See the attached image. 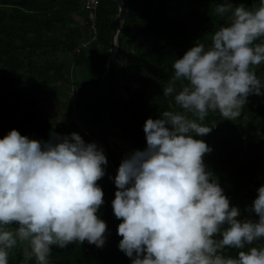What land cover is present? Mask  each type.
<instances>
[{
  "label": "clouds",
  "instance_id": "9594fccd",
  "mask_svg": "<svg viewBox=\"0 0 264 264\" xmlns=\"http://www.w3.org/2000/svg\"><path fill=\"white\" fill-rule=\"evenodd\" d=\"M215 12L230 14L227 24L210 46L198 41L174 60L163 96L175 109L145 121L146 148L128 154L114 179L118 247L132 264H264V186L248 209L258 221H242L204 163L212 149L197 138L212 131L203 123L210 111L235 121L250 95H262L264 0L251 8L224 0ZM106 164L103 149L77 133L42 142L12 130L0 139V264L18 243L35 264H50L53 246L103 247Z\"/></svg>",
  "mask_w": 264,
  "mask_h": 264
},
{
  "label": "trees",
  "instance_id": "16d2710c",
  "mask_svg": "<svg viewBox=\"0 0 264 264\" xmlns=\"http://www.w3.org/2000/svg\"><path fill=\"white\" fill-rule=\"evenodd\" d=\"M95 11L96 39L82 47L89 24L83 4L78 0H0V139L17 130L22 136L47 142L55 132L66 136L59 120L47 119L40 109L44 92H62L71 88V118L78 126L90 129L86 143L101 140L111 162L98 181L104 204L98 211L107 231L103 247L73 243L64 249L52 247L50 264H132L122 251L117 234L119 223L112 201L117 188L114 169L121 162L125 146L104 140L101 109V84L106 70L110 38L118 5L113 0H98ZM224 0H127L128 10L122 22L119 52L109 85V108L113 128L138 146L146 148L145 121L158 119L165 110L175 109L173 97H164L163 88L174 75L173 63L196 42L211 44L212 34L228 22V15L216 14ZM251 8L257 0H230ZM84 13L83 22L79 17ZM82 25V26H81ZM85 32L87 33L85 35ZM86 36V38H85ZM64 59L73 68H84L90 81L70 83ZM70 70V71H69ZM264 83V64L256 69ZM262 95H250L235 121L210 111L203 123L212 131L203 139L212 149L204 157L207 170L218 179L231 206L241 211L242 221H258L248 211L264 186V89ZM171 105V109H170ZM121 149V151L119 150ZM257 245H264V240ZM253 245V246H257ZM26 244L9 250V264H35L24 255ZM247 250V249H245ZM238 250L226 249L235 257Z\"/></svg>",
  "mask_w": 264,
  "mask_h": 264
},
{
  "label": "water",
  "instance_id": "95a60500",
  "mask_svg": "<svg viewBox=\"0 0 264 264\" xmlns=\"http://www.w3.org/2000/svg\"><path fill=\"white\" fill-rule=\"evenodd\" d=\"M113 1H115L118 5V13L113 22V28L110 38L109 56L101 84V109H102L103 135H104V140L107 144H109V141H112L121 144L122 146L129 147L134 151L135 150L143 151L144 149L138 146L134 141H132L127 136L123 135L121 132L113 128L110 117L109 97H108L110 78L112 76V71L116 56L119 52L120 39L123 32L121 24L126 19L127 10H128L127 0H113ZM108 148L109 151L112 153V155L116 157V160L122 162L123 159L117 156L109 145Z\"/></svg>",
  "mask_w": 264,
  "mask_h": 264
},
{
  "label": "rangeland",
  "instance_id": "374dc122",
  "mask_svg": "<svg viewBox=\"0 0 264 264\" xmlns=\"http://www.w3.org/2000/svg\"><path fill=\"white\" fill-rule=\"evenodd\" d=\"M80 18V17H79ZM86 35V32H85ZM65 64H69L68 59H64ZM90 81V78L87 74V72L84 70V68H72L70 74H69V82L70 83H87ZM71 88H64L62 92H52L50 90H46L44 92V100L45 102L40 104V109L44 111L46 114V118L49 119L52 114L47 112L48 111H53L55 113V117L59 120L60 127L62 128L64 134L66 136H70L72 133H77L79 134L83 140L89 141L90 137H88L87 133L91 132L90 129H86L84 127L78 126V123H76L72 118H71V113H72V95L74 94V90L68 91ZM73 127V130L71 129ZM70 129L72 131H70ZM86 143V142H85ZM92 143H95L98 148L103 149L104 154L107 159V164L104 166L105 169L108 167L109 163L111 160L107 157L106 151H105V146L101 140H94ZM121 151V149H119ZM123 152H126V154H130L133 149L129 147H125ZM109 162V163H108ZM112 163V162H111ZM108 173V171H105Z\"/></svg>",
  "mask_w": 264,
  "mask_h": 264
},
{
  "label": "built area",
  "instance_id": "2783aa9c",
  "mask_svg": "<svg viewBox=\"0 0 264 264\" xmlns=\"http://www.w3.org/2000/svg\"><path fill=\"white\" fill-rule=\"evenodd\" d=\"M83 4L84 12L86 14V24H89L88 37L82 44L85 47L90 42L96 39V24H95V11L97 10L99 1L98 0H78ZM118 169H114L113 173L116 176Z\"/></svg>",
  "mask_w": 264,
  "mask_h": 264
},
{
  "label": "crops",
  "instance_id": "0c3cea01",
  "mask_svg": "<svg viewBox=\"0 0 264 264\" xmlns=\"http://www.w3.org/2000/svg\"><path fill=\"white\" fill-rule=\"evenodd\" d=\"M83 17H84V13L81 14L80 18H78L79 21L81 22V24H82V22H83ZM81 26H82V25H81ZM86 34H87V33H86ZM85 38H86V36H85ZM70 67L73 68V67L71 66V63L69 62V64H66V69H70ZM69 71H70V70H69ZM71 129L73 130V127H71ZM71 129H70V131H72Z\"/></svg>",
  "mask_w": 264,
  "mask_h": 264
}]
</instances>
